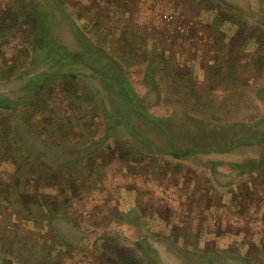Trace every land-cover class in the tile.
<instances>
[{
  "label": "trees",
  "instance_id": "1",
  "mask_svg": "<svg viewBox=\"0 0 264 264\" xmlns=\"http://www.w3.org/2000/svg\"><path fill=\"white\" fill-rule=\"evenodd\" d=\"M73 1L77 8L76 17L68 19V27L76 47L69 48L58 37L55 21L63 16L67 0H19L15 7L11 4L12 0H0L1 35H4V31L9 27L17 28L20 33L17 39L21 46L15 60L10 61L19 67L28 63L34 67H41L39 71L28 75L21 86V93L16 97L0 93L1 155L5 154L15 165L18 161L16 166H12V170L0 166V248L6 250L11 245L13 247V237L5 234L8 220L13 217H20L33 223H44L49 231L59 232L62 246L72 244L70 237L75 233L60 228L59 222L74 223L76 213L85 206L80 199L81 195L79 198L76 192L77 181L81 179L74 174L77 166L70 165L85 164L89 161L86 165L91 166H86L88 169L86 173L91 174L95 171L92 165L99 158L100 153L109 149L117 153L120 159H128L127 157L131 156L130 160H132L134 152L140 155L162 153L175 158H188L198 153H224L239 146H256L258 150L256 156L243 157L239 161L227 163L233 176L240 179V184L238 189L234 190L229 183L226 189L231 197L228 199L229 197L225 196L219 199V204L222 207L221 217H232L235 216L236 210H242L244 217L261 220L262 215L259 210L260 207L264 208V115L247 120L225 119L222 117V109L233 105L245 93L254 96V99H263L264 86L258 84L261 80L257 74H246L243 83H246L247 87L242 90L239 85L242 83L232 85L229 81V76H232L229 71H232L235 78L239 77L242 71L240 51L245 44L254 39L252 37L255 30L263 36L264 17L246 14L242 10L238 12L249 18L241 19L242 16L233 18V14L228 15L226 9L223 10L222 5H229L225 0H188L190 3L198 1V6L212 9L218 24L234 26L230 34L218 26H216L217 30L216 28L209 30V34L203 32L197 37L198 44L195 43L196 40L188 42L189 39L194 40L192 27L183 35L178 33L175 27L164 28V26L162 27L164 31L161 32L155 28V24L148 23L150 32L159 37L152 38L148 34L144 38L153 42L158 39L159 44L164 43L157 49L158 54L155 53L156 50L145 54L143 81L149 85L148 91H154L159 96L162 88L154 89L155 79L162 80L163 83L172 82L173 87L179 91L182 89L184 79L185 93L196 100L194 104L177 105V110H173L168 117H159L149 112L144 98L133 89L121 63L106 47L92 42L85 35L83 19L80 15L84 0ZM134 1L89 0L87 2L89 8L105 3L108 8L113 9L112 13L123 14L135 10ZM212 1L216 3L212 5ZM164 32L170 35L166 37L169 38V42L162 39V36H165ZM186 42L188 45L184 46ZM222 42H226L227 49L233 52L232 58L224 62L216 59L217 55L222 53V49H225L221 48ZM254 42L256 43V39ZM192 48L195 51L194 55H190ZM130 51L129 45L125 50L126 57L130 56ZM69 65L87 68L98 81L99 87L96 91L86 84L81 85L78 80L75 82V74H68L67 78L63 79L60 67ZM230 65L232 70H228ZM14 68L10 66L9 70L13 71ZM194 68L202 72L197 86L194 85L196 79ZM156 73H159V76L155 75ZM57 75L60 76L56 80L54 76ZM213 76L216 85L210 86L207 82ZM72 78L73 80L69 82ZM227 81L230 82L228 85L225 83ZM188 83L192 85L187 86ZM170 90L171 87L164 89L163 92L168 95ZM217 94L221 102L214 104ZM174 114H179L180 117H172ZM33 115H38V123L33 119L31 121ZM260 169L263 171L261 174ZM57 170L63 171L62 175L58 176ZM40 171L47 172L49 177L41 178ZM40 179L42 184H39ZM258 179L263 181L260 185L254 184ZM127 185L128 190L131 189L133 194L142 193L136 190L135 186ZM191 185L193 186L194 183ZM52 187H55L53 192L50 190ZM213 190V187L208 190L206 198H211ZM162 195V192L157 190L156 197L163 205L165 201ZM184 195L179 198L183 200L190 194L184 193ZM93 198L97 201L99 197L93 196ZM97 203L100 205L92 204L88 212L92 222L104 229L111 228L114 207L110 206L108 201H97ZM163 206L169 209V213L175 212L176 215L171 219L167 213L164 214L167 215L166 218L162 215L160 219L168 231L158 234L161 237L164 234L165 241H170L169 243L179 250L184 262L253 264L255 261L251 258L252 251L255 252L258 248L252 234H256L257 231H248L250 224L243 225V217L237 225L243 226L242 230L239 229L237 233L225 230L221 232L218 230L219 227L216 232L209 233L213 239L211 247L203 245L200 250L192 251L179 245L176 235L179 237L182 233L183 223L199 218L197 216L200 213L203 216L204 212L200 211L203 206L201 205L198 210H189L186 217L180 215L177 204ZM135 207H130L131 211H137ZM130 208L127 210L130 211ZM125 211L124 214H119L121 222L140 224L142 215L135 213L130 219L124 217ZM221 220L227 230L235 223L222 218ZM243 233L246 237L240 240ZM238 235H241L240 238H237ZM222 238L230 240L223 248H218L217 244ZM106 241V239L101 240L99 249L106 251L108 248ZM259 243L261 248H264V239ZM133 244L140 255L125 246L114 251L109 250L107 253L111 254L115 264H163L157 250L145 236L134 240ZM38 254L39 252L35 256ZM54 260H51L49 254L42 253L40 264H60ZM0 264H14L12 256L0 254Z\"/></svg>",
  "mask_w": 264,
  "mask_h": 264
},
{
  "label": "rangeland",
  "instance_id": "2",
  "mask_svg": "<svg viewBox=\"0 0 264 264\" xmlns=\"http://www.w3.org/2000/svg\"><path fill=\"white\" fill-rule=\"evenodd\" d=\"M18 1L12 0V6L15 7ZM87 1L89 0L82 1L84 4L80 10L85 35L92 42L106 47L109 53L121 63L133 89L139 96L144 98L149 112L159 117H168L173 110H177V105L194 104L196 100L188 93H185L186 89L183 88V85L186 82L184 79L181 85L182 89L179 91L173 87L172 82L163 83L162 80L159 81L157 79H155L154 89L156 87L158 89L162 88L159 96L154 91H148L149 85L143 81V66L146 62L144 59L145 54H149L153 50H156L155 53H159L157 49L164 45V43L159 44L160 41L158 39L153 42L144 38L148 34L152 38L159 37V35L150 32L151 28L149 29L148 23L155 24V28L161 32L164 31L162 29L164 26V28L175 27L176 31L183 35H185L188 28L192 27L194 40L191 41L189 39L188 42H195L196 40L195 43L197 44L199 42L197 38L199 34L203 32L209 34V30H214L216 26L223 29L227 34H230L234 29V26L231 25L218 24L212 9L208 10L206 7L198 6V1L190 3L188 0H135L133 3L135 10L123 14L112 13L111 10L113 9L111 7L108 8L105 3H99L89 8ZM67 2L63 16L55 21L59 33L58 37L69 48H75L76 43L69 31L68 19L71 20V18L76 17L77 8L74 6L73 0H67ZM225 2L229 5H222L223 10L226 9L228 15L229 13L233 14V18H240L242 13L238 11L242 10L246 14L264 17V0H225ZM215 3L212 1V5ZM242 18L249 17L244 14ZM247 22H249L248 19ZM252 29L254 30V27ZM4 32V35L0 33V93L16 97L21 93V86L28 75L39 71L41 67H34L30 63L20 67L13 64L10 60H15L19 46H21L17 39L20 33L15 27H9ZM164 34L165 36H162V39L165 41L166 37L170 35L166 32ZM253 38L256 39V43ZM263 38L264 34L261 36L260 32L255 30L252 37L253 40L247 45L245 44L241 49L242 71L237 78L234 77L235 75L232 74V71H229L232 75L229 76V81L232 82V85L234 83H242L239 85L242 90H245L247 86L243 82L245 81V76H247L246 74L254 73L261 80V83L258 84L264 86ZM168 40L169 38L166 39V41ZM259 42L261 43L259 44ZM129 45L131 47L130 56L126 57L125 50L129 48ZM186 45H188L187 42L184 46ZM222 47L225 49H222V53H219L216 59L223 62L230 60L233 52L227 49L226 42L221 43ZM194 53L195 51L192 48L190 55H194ZM133 55L134 57H132ZM170 63L168 62V64ZM194 65L196 66L195 63ZM10 66L15 67L12 69L13 71L9 70ZM80 67L82 66L69 65L60 67L63 79H66L68 74H75V82L78 80L81 85L86 84L89 88L91 87L96 91V88L99 87L98 81L90 74L87 68ZM223 67L226 68V66ZM23 70L26 71L24 72ZM228 70H232L231 65ZM155 75L159 76V73ZM59 76H54V79L57 80ZM194 76L196 78L194 85L197 86L202 72L198 68H194ZM214 77L208 79V85H216ZM72 80L73 78L69 82ZM227 82L225 83L228 85L230 82ZM191 85L192 83L187 84V86ZM169 87H171L170 94L166 95L163 91L166 88L169 89ZM216 96L214 104L221 102L218 100L219 94ZM262 98V100L254 99V96H249L245 93L233 105L222 109V117L225 119L247 120L257 118L261 114L264 115V95ZM172 117L178 118L180 116L179 114H174ZM32 119L36 123L39 122L38 115H33L31 121ZM257 152L256 146H239L224 153H198L188 158H175L162 153L140 155L138 152H134L132 153L133 158L130 160L131 156H128V159H120L117 153L111 152V149L103 151L92 165L95 167L94 173H86L88 170L86 166H91L86 165L89 164V161L85 164L76 163L70 165L77 166V171L75 170L74 174L81 178L79 180L81 182L77 181L78 190L76 192L79 198L81 195L80 199L85 206L81 208L80 212L76 213L74 223L62 222L61 224L59 222L60 228L67 232L75 233V235L70 237L73 243L69 246H62L59 241V232L49 231L44 223H33L20 217H13L8 220L5 229V234L13 237V247L11 245L6 250L1 247L0 254L12 256L14 264H40L42 262V253L49 254L51 260L55 259L54 261L60 264H115L111 254L107 253V251H114L121 246H125L133 253L140 255L139 251L135 249L133 242L145 236L157 250L163 264H190L188 261L184 262L179 250L173 247L169 243L170 241H165L164 234L163 237L158 234V232L166 233L168 231V228L163 226V221L160 219L163 217L162 215L167 213L170 219L176 215L175 212L169 213V209L163 205L177 204L180 215L184 217L187 216L189 210H198L201 205L203 207L202 209L200 208V211L204 212L203 216L200 213L197 216L199 218L183 223L182 233L179 237L176 235L179 245L192 251L200 250L203 245L211 247V242H213L212 235L209 234L211 231L216 232L220 227L218 230H221V232L225 230L237 233L239 229H243V226H237L240 224L241 217H243V225L250 224L247 230L257 231L255 232L256 234H252L253 239L255 238L257 242L256 248H258L257 251H252L251 258L255 260L253 264H264V250H261L264 248H261L262 246L259 243L260 240L264 239V208L260 207L259 210L262 215V218L260 217L261 220H250L248 217H244L242 210H236L235 216L221 217L222 207L219 204V199L225 196L229 197L228 199L231 197L226 189L229 183L234 190L238 189L240 184V179H236L233 176L227 163L239 161L243 157L256 156ZM1 153L0 150V157H2L0 166L7 170H12V166H16L18 161H16L15 165L5 154L1 155ZM56 172L58 176L63 173L61 170ZM262 172L261 170L260 174ZM40 177H49V174L45 171H40ZM33 181L34 179L31 184ZM262 181L263 179L255 180L254 184L260 185ZM192 183H194L193 186L191 185ZM39 184H42L41 179ZM127 184L135 186L134 188L142 191V193L139 195L133 194L131 189L128 190ZM83 185L85 188H83ZM211 187L214 190L211 198L208 199L206 195ZM191 188L193 191L192 195ZM54 189L55 187H52L50 190L53 192ZM157 190L163 194L162 199L165 201L163 205L156 197ZM184 193L190 195L181 200L179 197L184 195ZM93 196L99 197L98 202L108 201L110 206L114 207L111 216L113 218L110 225L111 228L107 227L104 229L92 222V217L88 212L91 210L92 204H98ZM130 207H135L137 211H131ZM129 208L130 211L127 210ZM124 210H126L124 217L130 219L135 216V213L142 215L140 224L121 222L122 219L119 214L123 213ZM167 215H164L165 218ZM221 218L235 221V223L231 224L232 227L227 230ZM108 228L110 230L104 234ZM240 236L238 235L237 238H240ZM245 237L246 235L243 233L240 240ZM105 239L107 240L108 244L106 243V247L108 248L103 251L99 247L101 246V240ZM228 240L230 239L222 238L217 244L218 248H223ZM174 241L175 237L173 238ZM38 252V256H35Z\"/></svg>",
  "mask_w": 264,
  "mask_h": 264
}]
</instances>
